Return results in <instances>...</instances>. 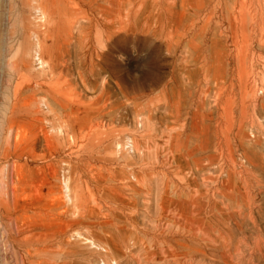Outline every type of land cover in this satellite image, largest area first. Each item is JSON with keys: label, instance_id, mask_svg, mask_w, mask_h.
Returning <instances> with one entry per match:
<instances>
[{"label": "rangeland", "instance_id": "1", "mask_svg": "<svg viewBox=\"0 0 264 264\" xmlns=\"http://www.w3.org/2000/svg\"><path fill=\"white\" fill-rule=\"evenodd\" d=\"M172 1L0 0V264H264V0Z\"/></svg>", "mask_w": 264, "mask_h": 264}, {"label": "bare ground", "instance_id": "2", "mask_svg": "<svg viewBox=\"0 0 264 264\" xmlns=\"http://www.w3.org/2000/svg\"><path fill=\"white\" fill-rule=\"evenodd\" d=\"M116 2H118V0H115ZM120 1V0H119ZM172 1V0H171ZM125 2H126V4L128 5V8L126 9V12H125V20L124 21H122V20H119V22H124V23H127V25H128V23L129 22H132L131 20L132 19H130V13L132 14V18H133V22H134V24L135 25H137V26H142L143 28H148V27H150V19H151V15H150V12H149V8H150V5H151V0H125ZM172 2H174V1H172ZM239 2V1H238ZM241 2H243V0L241 1ZM157 4H158V2H157ZM224 5V4H223ZM143 7V11L141 12V13H139L138 14V12H139V9L140 8H142ZM226 8H227V6H226ZM225 8V9H226ZM243 8H244V6H243ZM240 9H242V7L240 8ZM97 12H98V10H96ZM183 11V10H182ZM99 12H100V10H99ZM101 13V12H100ZM127 13V14H126ZM94 14V13H93ZM95 16V15H94ZM100 16V15H99ZM199 15H197V17H198ZM126 17H128V18H126ZM98 18H100V17H98ZM118 18V17H117ZM101 21V20H100ZM210 21V20H209ZM102 22V21H101ZM98 23H99V21H98ZM185 23V22H184ZM202 23V22H201ZM97 24V23H96ZM200 24V23H199ZM199 24H198V26H199ZM122 25H124V24H122ZM208 25V24H207ZM100 26H103V25H100ZM208 26H210V25H208ZM96 27V26H95ZM98 27V26H97ZM105 27V26H104ZM104 27H102L103 29H104ZM111 28V27H110ZM197 28V27H196ZM210 28V27H209ZM193 29V28H192ZM211 29V28H210ZM214 29V28H213ZM215 29H216V27H215ZM214 29V31H216ZM108 30V29H107ZM141 30V29H140ZM105 31V30H104ZM107 32V31H106ZM206 32H207V30H206ZM205 32V33H206ZM209 32V31H208ZM192 33V32H191ZM209 34H210V32H209ZM212 34V33H211ZM210 34V35H211ZM214 35V34H213ZM206 36V35H205ZM208 36V35H207ZM212 37V36H211ZM246 37V36H245ZM245 37H244V40L246 41L247 39H245ZM241 42V41H240ZM247 43H248V41H247ZM240 44V43H239ZM242 44V43H241ZM240 44V45H241ZM242 46V45H241ZM248 46V45H247ZM237 48V47H236ZM248 48V47H247ZM247 51V50H246ZM238 52V51H237ZM240 53V52H239ZM244 54V53H243ZM245 64V63H244ZM244 67H245V65H244ZM234 71V70H233ZM234 76V75H233ZM229 81V80H228ZM245 85V84H244ZM246 95V94H245ZM245 97L244 96H242L241 95V99H244ZM233 100V99H232ZM238 100V99H237ZM245 101V100H244ZM227 102H228V100H227ZM231 108H232V106H231ZM239 121V120H238ZM240 124V123H239ZM234 128V127H233ZM236 139V138H235ZM235 147V146H234ZM169 151V150H168ZM166 154H168V153H166ZM195 161V160H194ZM172 179V178H171ZM174 179V178H173ZM208 180V179H207ZM209 181V180H208ZM250 198V197H249ZM248 198V199H249ZM250 201V200H249ZM207 203V202H206ZM223 203V202H222ZM237 203H239V205L241 204L240 203V201L239 202H237ZM252 204V203H251ZM224 206H225V204H223ZM239 205H238V208H239ZM242 205V204H241ZM228 206H232V205H228ZM236 206V205H235ZM243 206H245V205H243ZM226 207V206H225ZM262 207V206H261ZM232 208V207H231ZM235 208V207H234ZM241 208V207H240ZM240 208H239V211H240ZM243 208V207H242ZM246 209H247V214H248V216H250L251 217V214H252V212L250 211V209H251V205L249 204V205H247V207H245ZM244 209V208H243ZM242 209V210H243ZM257 209H258V212L261 210V208H260V205L259 206H257ZM262 209H263V207H262ZM234 210V209H233ZM238 210V209H237ZM236 211V210H235ZM244 211H246L245 209L242 211V212H244ZM241 212V211H240ZM190 213V212H189ZM260 213V212H259ZM239 214V213H238ZM242 214V213H241ZM244 215V214H243ZM264 215V214H263ZM262 215V216H263ZM247 216V217H248ZM253 216V215H252ZM249 217V219L250 220H252V218L253 217H251L250 218ZM237 218V217H236ZM235 218V219H236ZM239 218V217H238ZM239 219H241V218H239ZM242 220V219H241ZM253 221V220H252ZM254 222V221H253ZM246 223V222H245ZM255 226L257 225L256 223L254 224ZM257 228V227H256ZM256 231V230H255ZM210 233V232H209ZM259 233V232H258ZM243 235V234H242ZM255 236H257L258 237V235H256L255 234ZM254 237V236H253ZM252 237V239H253V241H256V243H258V242H260V241H257L256 239H254V238H256V237H254L253 238ZM261 237H262V235H261ZM251 239V240H252ZM262 239H263V237H262ZM260 240H261V238H260ZM264 240V239H263ZM243 241V240H242ZM181 242V241H180ZM244 242H246V241H244ZM241 244L243 243V242H240ZM240 243H239V245H240ZM248 242H246V244H247ZM245 243H243V245H244ZM255 244V243H254ZM254 244H252V245H254ZM259 244V243H258ZM257 244V245H258ZM264 244V243H263ZM263 244H262V246L260 245V247L262 248L263 247ZM248 245V244H247ZM246 245V246H247ZM255 246V245H254ZM240 247H242V246H240ZM240 247H239V250H240ZM244 247H245V245H244ZM256 247H258V246H256ZM259 248V247H258ZM248 249V248H247ZM250 249H251V247H250ZM249 249V251H251ZM260 249V248H259ZM233 250V249H232ZM245 250H246V248H245ZM254 250V249H253ZM253 250H252V252H253ZM260 250H262V249H260ZM248 251V250H247ZM255 251V250H254ZM233 252V251H232ZM260 252H262V251H260ZM263 252H264V249H263ZM263 252L262 253H260L261 255H264L263 254ZM233 253H235V252H233ZM246 253V252H245ZM250 253V252H249ZM255 252H253V254H254ZM257 253V252H256ZM259 253V252H258ZM257 253V254H258ZM241 254H244V252L243 253H241ZM248 254V253H247ZM251 254V253H250ZM235 255V254H234ZM239 255V254H238ZM237 255V256H238ZM254 255H256V254H254ZM195 256V255H194ZM230 256H232V255H230ZM240 256H242V255H240ZM239 256V258H241ZM245 256V255H244ZM244 256H242V257H244ZM252 255H250V257H251ZM253 257H255V256H253ZM259 257V256H258ZM261 257V259H262V256H260ZM233 258V257H232ZM237 258V257H236ZM238 258V259H239ZM249 258V257H248ZM247 258V259H248ZM257 258V257H256ZM237 259V260H238ZM250 259V258H249ZM236 260V259H235ZM240 260V259H239ZM250 260H253L252 258L250 259ZM257 260H260V259H258L257 258ZM232 261V260H231ZM244 261V260H243ZM262 261H263V259H262ZM233 262H236V261H233ZM232 262V263H233ZM258 262V261H257ZM193 263V262H192ZM242 263V262H241ZM262 263V262H261ZM191 264V263H190ZM250 264V263H249ZM252 264H254V263H252ZM256 264V263H255ZM257 264H259V263H257ZM263 264V263H262Z\"/></svg>", "mask_w": 264, "mask_h": 264}]
</instances>
